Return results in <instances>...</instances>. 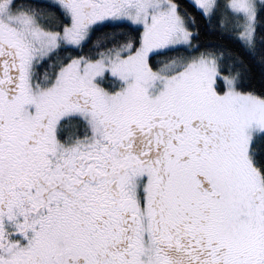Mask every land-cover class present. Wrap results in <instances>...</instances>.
<instances>
[{
	"label": "snow or ice",
	"instance_id": "obj_1",
	"mask_svg": "<svg viewBox=\"0 0 264 264\" xmlns=\"http://www.w3.org/2000/svg\"><path fill=\"white\" fill-rule=\"evenodd\" d=\"M0 264H264V0H0Z\"/></svg>",
	"mask_w": 264,
	"mask_h": 264
}]
</instances>
